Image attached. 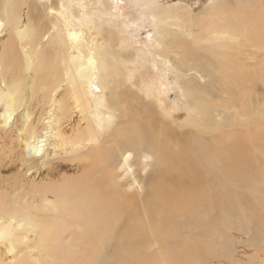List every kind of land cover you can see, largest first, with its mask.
Here are the masks:
<instances>
[{
	"label": "bare ground",
	"instance_id": "1",
	"mask_svg": "<svg viewBox=\"0 0 264 264\" xmlns=\"http://www.w3.org/2000/svg\"><path fill=\"white\" fill-rule=\"evenodd\" d=\"M43 1L0 2V39L8 34L0 47V131L10 134L12 142L21 140L23 147L21 149L19 146L18 152L21 149V158L27 159L28 170H33L35 165L32 166V163L50 165L51 158L62 153L63 156L78 154L90 145L87 151L91 159L95 160L94 164L85 160L81 175H76V180H67L59 189L29 185L32 191L30 194L20 183L17 189L22 191L13 201L9 199L8 192L0 191V240L15 239L16 252L20 255L8 264H29L30 261L33 262L30 257L35 253L40 257L35 264H94L95 261L99 262L96 264H134L132 261H125L124 255L131 256L136 253L138 246L147 244L150 240L153 241V246L159 244L165 248L170 244L178 255L183 256L182 263L179 262L184 264L185 255L209 240L207 231L202 230L197 234V239H202L204 243L197 244L194 229H200L204 220L218 223L224 218L219 211H211L219 208L214 199V195L220 190L216 187L231 183L240 188L247 186L250 194H264V172L259 168L260 178L255 174L256 178L248 179L249 158L243 154L247 149V138L258 150L261 149L253 136L255 126L241 125L242 121L236 125V120L229 117L226 110L215 106L216 101H222V94L228 95V85L222 79L230 78L229 69L244 70L249 66L245 62H237L233 55L220 51L228 42L235 43L229 39H225L223 44L217 43L222 36L229 38L224 28L244 33V30H249L252 26L258 35L263 32L264 9H257L259 13L255 19H251L250 27H247L245 24L249 19L246 17L223 26L214 23L208 25L205 16L219 10L216 6L231 9L244 6L246 9L250 0H230V3L224 0L215 3L205 16L203 13L195 18L189 14V7L188 10L182 7L174 10L173 16L180 24L174 32L166 29L171 21L162 16L165 10L163 4L157 0H144V19L145 16L151 19H145L144 24L149 23L155 34L150 35L146 43L147 57L143 60L136 56L133 60L142 65L144 71L141 73L144 74L138 75V84L135 82L137 90H131L123 83L124 80L118 79L116 65L108 57L109 53L110 56L114 55L107 49L110 46V29H100L103 34L106 32L104 35L108 39L103 42L107 45L106 51L92 52V47L93 50L99 47L92 39L86 41L88 52L81 51L80 46L85 40L81 39L78 26L88 13L86 11L77 16L72 10L73 0H57L58 12L49 8L45 14V17L53 20L57 37L60 36L57 24L65 30L69 49L76 53L67 56L69 63L65 65L63 62L62 68H59L53 59L45 58L44 51H38L39 47L25 44L37 37L38 31L31 27V11L36 10V5ZM251 1L256 3L258 0ZM26 4L27 12L20 14V5ZM81 4L79 0L78 6ZM120 6L116 2L107 5L115 21L119 19L117 12ZM170 9L172 8H168V11ZM71 15L75 17L73 23ZM92 23L87 22L89 31ZM200 28L208 30L201 31ZM122 32L120 28L119 33ZM201 32L206 35H200ZM165 33H171L175 38L164 40L162 37ZM213 36L216 38L210 39ZM251 37L247 38L248 41L254 42L257 36L253 35V39ZM48 38V34H43L41 42ZM195 39L203 40L206 44ZM187 40L194 43H188ZM244 40L246 41L245 37ZM44 46L50 45L44 43ZM155 48L159 52H155ZM178 55L181 56L176 59L174 56ZM120 59L122 60L121 57ZM63 60L64 56L61 61ZM20 68L23 76H20ZM133 70L138 72L137 68ZM25 75H28L27 80L31 82L29 91L36 89L35 97L29 94L31 99L38 100L42 94V98L47 99L46 103L32 102L30 108L24 104V98L22 102L19 100L22 95L19 91L21 87L14 83H24ZM36 77L38 82L35 81ZM171 77L173 82L169 81ZM127 78L132 77L128 75ZM235 78V82L244 81L240 77ZM45 82L47 86L44 85ZM173 88L176 91L170 102H175L177 111L184 110L187 115L183 119L179 118L178 113L176 116L166 115V95ZM162 98L166 101H161ZM230 98L231 103L235 102L232 96ZM82 102L87 107L85 111ZM225 103L227 101L223 102ZM88 114L91 118L89 121L94 124L86 121L82 127L83 117ZM74 115L79 116L71 125L76 138L64 140L66 126L63 127L62 122H70ZM19 126L23 129H18ZM21 130L25 135L16 136ZM57 138L58 142L55 140ZM145 157H150L152 161L147 164L149 173L143 177L141 169L145 162L141 163ZM81 158L79 155L75 157L76 160ZM16 159L20 160L18 157ZM236 162L241 165V169H238ZM126 174L129 179L121 180ZM94 176H97L96 181L87 184ZM207 186H215L216 189H210V195L206 197ZM109 187L110 193L102 192ZM141 189H144V195L147 193L149 202L161 209L159 214L151 215L157 217V220L151 224L147 222L148 229L154 230L150 235L145 230L144 234H139L138 229L132 231L129 222V218L136 216L131 213V208L139 202L138 192L135 191ZM48 190L55 192L53 202H47L54 209L52 215L36 213L37 209L32 213L15 206L21 199L30 197V203H33V191L42 193ZM225 192L230 193L228 190ZM255 194L249 195L248 200L231 199L240 203L239 208L252 211ZM210 202L214 204L213 209L208 208L209 211L203 216L195 215V211ZM23 206L26 207L27 203ZM170 217L173 219H169ZM19 231L22 234L14 235ZM27 231H31L32 238L28 237ZM92 239L96 241L95 245L90 243ZM102 255L107 256V261L103 263L97 259Z\"/></svg>",
	"mask_w": 264,
	"mask_h": 264
},
{
	"label": "rangeland",
	"instance_id": "2",
	"mask_svg": "<svg viewBox=\"0 0 264 264\" xmlns=\"http://www.w3.org/2000/svg\"><path fill=\"white\" fill-rule=\"evenodd\" d=\"M2 1L3 0H1L0 2ZM35 1L37 0H34V2ZM56 1L57 0H44L42 3L39 2L40 4L36 5V10L31 11V27L32 29L35 28L38 32L35 40H29L30 42L26 41L25 44L29 43L33 47H39L38 51L42 50L46 53L45 58H49L50 60L53 59L56 62L57 66L59 68H62L63 62H65V65L69 63L67 60V56L76 53L74 51H70L69 49V42L67 40L64 28L61 27L60 24H57V26L59 27L58 31L60 35L59 37H57L55 35L56 28L52 25L53 20L51 21L50 18L45 17V14L49 8H54L58 12V6ZM78 1L79 0H73L72 10L75 11L77 16H80L86 11L88 13L85 19L83 21H80L78 26L82 34L81 39L83 41L85 40L84 43H82V45L80 46L81 51H83L84 53L88 52L85 45L86 41L91 39L95 40L96 44L99 45L98 49L95 48V50H93L92 47V52L96 53V50H99L101 52L106 51L107 45L103 44V42L105 41V39H108L104 35L106 34V32H104L103 34L102 32H100V29H110V46L107 47V49L110 52L114 53V55L112 56H110L109 53L108 57L110 58V62L112 61L116 65L118 79L120 81L124 80L123 83L128 86L129 89L137 90L135 82L137 83L138 75L142 71H144V68L140 63L136 64L135 62H133V60H135L136 56L141 59L143 58V60L144 57H147L146 54L148 53V48L146 43H148L150 35L153 36L155 34V32L152 33V29L149 27V23L144 24L145 19H147V21L151 20L148 16H145L144 19V0H141L139 2L137 0H80V2L83 4H81L80 6H78ZM222 1L224 0H157V2L163 4L165 9H163V12L161 11L163 14L162 16L168 17L171 21V23L166 26V29L174 32H176V30L180 26L179 21H177L176 18H174L173 16L175 12L174 10L177 11L182 7L188 10L189 7V14L193 18H195L203 13L205 16L208 10L213 7L215 3ZM110 2H116L121 4L120 9L117 12V17L119 18L117 21L112 19L113 13H111V10L107 7L108 3ZM225 2L230 3V0H227ZM216 7H218L219 10L213 12L214 14L210 13L208 16H205V20L208 25L214 23L215 25L220 24L226 26L225 23L237 22L246 17L249 19V21L245 25L247 27H250L251 19H255L257 13H259L257 12V9H264V0H258L256 1V3L250 0L247 2L248 8L246 9L244 6H240L236 9H231V7L224 6ZM27 8V4L20 5V14H25L27 12ZM168 8H172L173 10L170 9L168 11ZM71 17L73 20L72 23L75 22V17H73L72 15ZM88 19H91V21L93 22L92 25H90V31L88 30L87 22L91 21H89ZM22 22H24V19H22ZM133 24L135 26H133ZM120 28L123 30L122 33H119ZM191 28L194 29V26H191ZM224 29L227 31L226 35L229 36V38L222 36L223 39L221 37V39L217 43L223 44L225 39H229L235 43L229 44V42H225L227 44L223 45L221 50H219L224 52L225 54L233 55L234 59H236L239 63L245 62L246 65H249L246 68L250 69H229L231 75L230 78L225 80L222 79V81L228 85V95L231 94L230 96L235 99V102L231 103L230 96L222 94L220 100H222L223 102L227 101V103L223 104L222 101H216L215 106H218V108L221 110H226L225 113H228L229 117L236 120V125H238L240 121H242L241 125L252 124L255 126L256 135L254 134L253 136L256 137L255 143L259 145L261 149L258 150L255 145H253V142L247 138L245 140V145L247 149L243 153L245 157L249 158V164L247 167V171H249L248 179L252 180L256 178L255 174L257 175V178H260V173L264 172V18L263 29H261L263 30V32L258 35L255 33V29L252 26L249 30H244V33L241 30H228L226 28ZM200 30L207 31L208 29L200 28ZM43 34H48L49 38L42 43L41 36ZM204 34V32L200 33V35ZM253 35L257 36L255 41L249 42L247 38L251 37V39H253ZM6 36H8V34H5L1 37L0 47L5 41V39L8 38ZM243 36L246 38V41L244 40ZM182 37H185V35L182 34ZM162 38L164 40H172V38H175V36L171 33H165ZM215 38L216 36L210 37V39ZM196 41L203 42L206 44V42H204L203 40ZM187 42L194 43V41L191 42L188 40ZM244 42L245 44H243ZM44 43H49L50 46L45 47ZM245 45L249 46L246 47ZM14 46L15 48H17V52L19 53L17 44L15 42ZM156 49L157 48H155L154 51L159 52V50ZM63 56L64 60L61 61V59H63ZM180 56L181 55L174 57L177 59L180 58ZM120 57L122 58V60L120 59ZM134 68H137L138 72L134 71ZM21 71L22 68H20V72ZM6 73L9 75L7 71ZM21 75L23 76L22 72L20 73V76ZM128 75H131L132 78H127ZM236 76L237 78L240 77L244 79L243 83L233 81L236 79ZM27 77L28 75H25L26 80L24 81V83H21L20 81H16L14 83L16 84V86L19 84L18 86L21 87L19 91L22 92V98L20 97L19 100H21L22 102L25 99V102L27 103L24 102V104L29 105L30 108L31 105L35 103H46L47 99L46 97L42 98V94H40L41 98L38 100L34 98L31 99V94L32 97L36 96V89L29 91V85L31 84V82L27 80ZM35 81L38 82V77L35 78ZM120 81L118 82L117 80L118 83H121ZM169 81L173 82V77H171ZM118 83H116V85H119ZM44 85L47 86L48 84L45 82ZM131 85H133L134 87L131 88ZM175 91L176 89L173 88L171 93L167 94L168 96L166 95V98L168 100L167 102H165L166 115L170 116L171 114L172 116L174 114L176 116L178 113V116H180L179 118L183 119L187 115L184 114V110L182 109L180 111H177V106H175V102L174 104L170 102ZM161 101H166V99L162 98ZM32 102L34 103L32 104ZM69 102L73 103L72 100H69ZM81 104H83V102ZM84 106L86 105L83 104V107ZM86 109L87 107H84V111ZM78 118V115H74L71 121L69 120L70 122H66V124L65 121L62 122L63 127L64 125L66 126L64 128V140L68 138L71 141L73 137L76 136L75 132L71 131V125L74 124L73 122H76ZM83 118L84 121L82 127L85 126L86 121H89L91 119L89 114L85 115ZM89 122L94 124L93 121ZM21 127L22 126H19L18 129H21ZM17 134L19 137H23L25 135L22 130L18 131L16 133V136ZM58 139L59 138L55 139L56 142H58ZM11 140L13 139L10 134L6 135L3 131H0V191L8 192L9 199L11 201H13L19 194V192L22 191L20 189H17V186L20 183L25 186V190H28L30 194L32 193V191L28 187L29 185H35L34 187L39 185H45L49 187L53 186V188L59 189L67 180H76V177L81 175L82 163L85 160L90 164H94L95 159H91L90 154L87 151V149L91 146L90 145L89 147L80 150L78 154H68L65 156H63V153L59 154L57 157L51 158L50 165L47 164L45 166H40L36 163H32V166L35 165L33 170L37 171L34 172L33 170H28L29 164L26 161L27 159L21 158L20 152L23 147L21 140L13 142ZM63 145L61 147H63ZM19 146L21 147V149L18 152ZM67 149L69 148L67 147ZM78 155L79 158L82 157V160L75 159V157L77 158ZM92 155L96 156V154ZM17 157L20 158L21 161L19 159H16ZM150 160V157H145L144 159H142L141 165L145 162L142 166L144 168L141 169L143 177L146 176V173H149V167L147 164L151 163L152 160ZM236 165L238 166V169H241V165L239 163L236 162ZM259 168H261V172ZM55 170L57 171L55 172ZM96 179L97 176H94L92 179L87 181V184H92L94 181H96ZM120 179L123 181L128 180L129 175L126 174L125 177ZM116 181L118 182L119 180ZM262 187L264 188V185ZM216 188L217 190L220 189L219 192L214 195V199H216V202H218L219 205L217 206H219V208L213 209L214 204L213 202H210L211 204H206L202 209H199L194 213L195 215L203 216L209 211L208 208H211L213 209L211 211H219L220 213H222L224 215V218L221 222L218 223L212 222V220H204V223H201L202 226L200 229H194V235L197 244L198 242L204 243L202 239H197V234L202 230L207 231V233L209 234V240L208 243L198 248H194L189 254L185 255L184 264H264V194L262 195L263 192L259 194H250L247 192V186H243V188H240V186L231 183H224ZM216 188L215 186H207L206 197L210 195V189ZM227 190L230 192L229 194L225 192ZM110 191L111 187L106 190H102V192L104 193H110ZM33 193L35 194V199L33 203H30V197L27 199H21L22 202L18 201L15 206L18 205L23 210H28L32 213L37 209L38 211H35L36 213H42L46 216L52 215L54 213V209L50 208L47 202H53L52 197L53 193L55 192L48 190L42 193H36L33 191ZM135 193H137L138 195L139 202L131 208V213L136 215L135 217L129 218L132 231H136L138 229L139 234H144L145 230V232L149 233L150 235L151 232H153L154 230L152 231L148 229L147 222L151 224L152 222L157 220V217L151 215L159 214L161 209L154 205L153 202H149L150 200H148L147 193L144 195V189H141L140 191H135ZM254 194L255 198L254 201H252V211H247L242 208H239L240 203L231 199L237 198L240 200H248V198L250 197L249 195ZM139 198H141L142 200H140ZM25 203H27L26 207L23 206V204ZM28 204H31V207ZM146 213L147 216H145ZM164 213L165 212L163 211V215ZM169 219L173 218L170 217ZM136 224H138V227H136ZM19 232L14 233V235L22 234V231ZM27 235H29V238H32L31 231H27ZM1 240L0 264H8L18 259L20 255H18L16 252L17 245L14 242L15 239L2 238ZM90 243L92 245H95L96 241L92 239ZM152 243L153 241L150 240L147 244L138 246L136 248V253L132 254L131 256L129 254H127L126 256L124 255V260L132 261L131 263L134 264H180V262L182 263L181 259L183 256L178 255L175 252V249L170 246V244H167V246L164 248L159 244L158 246H153ZM121 244H123V242ZM105 252L106 250L103 251V253ZM30 258L33 262L30 261L29 264H35L37 263L36 260H38L40 257L35 253V255ZM97 259L101 260L103 263L104 261H107V256L104 257L102 255ZM96 263L99 262L95 261L94 264Z\"/></svg>",
	"mask_w": 264,
	"mask_h": 264
}]
</instances>
